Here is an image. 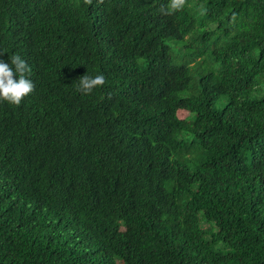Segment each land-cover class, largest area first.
I'll use <instances>...</instances> for the list:
<instances>
[{"label": "trees", "instance_id": "trees-1", "mask_svg": "<svg viewBox=\"0 0 264 264\" xmlns=\"http://www.w3.org/2000/svg\"><path fill=\"white\" fill-rule=\"evenodd\" d=\"M13 55L0 264H264V0H0Z\"/></svg>", "mask_w": 264, "mask_h": 264}, {"label": "clouds", "instance_id": "clouds-1", "mask_svg": "<svg viewBox=\"0 0 264 264\" xmlns=\"http://www.w3.org/2000/svg\"><path fill=\"white\" fill-rule=\"evenodd\" d=\"M183 4L184 0H171V8L174 10L180 9ZM29 71L30 68L26 61L18 55L11 57V65L0 61V98L11 104L19 105L21 100L34 89L33 82L24 75ZM17 74H19L18 77ZM104 83L105 77L102 74L94 78L85 74L80 78L79 88L85 94H89L95 87L102 86Z\"/></svg>", "mask_w": 264, "mask_h": 264}, {"label": "rangeland", "instance_id": "rangeland-1", "mask_svg": "<svg viewBox=\"0 0 264 264\" xmlns=\"http://www.w3.org/2000/svg\"><path fill=\"white\" fill-rule=\"evenodd\" d=\"M207 68H215L217 69L218 67L214 65V63H210L209 65H207Z\"/></svg>", "mask_w": 264, "mask_h": 264}, {"label": "bare ground", "instance_id": "bare-ground-1", "mask_svg": "<svg viewBox=\"0 0 264 264\" xmlns=\"http://www.w3.org/2000/svg\"><path fill=\"white\" fill-rule=\"evenodd\" d=\"M225 185V184H224Z\"/></svg>", "mask_w": 264, "mask_h": 264}]
</instances>
